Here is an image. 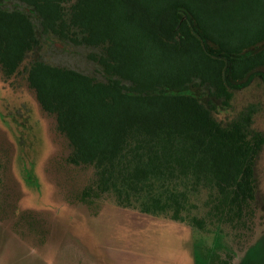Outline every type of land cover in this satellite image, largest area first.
<instances>
[{
	"label": "trees",
	"instance_id": "16d2710c",
	"mask_svg": "<svg viewBox=\"0 0 264 264\" xmlns=\"http://www.w3.org/2000/svg\"><path fill=\"white\" fill-rule=\"evenodd\" d=\"M5 1L27 6L39 30ZM48 37L97 50L89 58L105 81L41 60ZM21 77L66 141L63 163L92 171L80 200L113 195L124 209L215 231L203 264H233L222 251L252 231L264 134L253 106L221 114L255 79L264 87V0H0V82ZM202 195L205 216L193 215Z\"/></svg>",
	"mask_w": 264,
	"mask_h": 264
},
{
	"label": "rangeland",
	"instance_id": "374dc122",
	"mask_svg": "<svg viewBox=\"0 0 264 264\" xmlns=\"http://www.w3.org/2000/svg\"><path fill=\"white\" fill-rule=\"evenodd\" d=\"M2 6L27 13L38 29L39 19L27 6L15 1H5ZM97 52L48 37L44 38L39 56L50 65L105 81L101 67L89 58ZM23 80L21 77L14 81L11 89H5L0 82V264L208 261L210 252L203 255L207 252L203 248L213 241L215 231L191 232L186 224L169 218L124 209L113 195L90 205L80 200V192L92 180V171L74 170L63 163L69 153L66 141L55 133L54 119L39 110L34 92ZM232 106L230 113L221 114L222 119L231 120L253 106V128L264 134V87L260 79L236 92ZM258 179L260 200L254 208L250 236H240L236 244L231 240L224 243L227 249L222 255L226 258L225 253L232 254L233 264H264V151L259 159ZM200 198V210L193 208L192 214L205 216L206 211L201 209L204 195ZM221 232L224 238L231 239L225 229Z\"/></svg>",
	"mask_w": 264,
	"mask_h": 264
}]
</instances>
